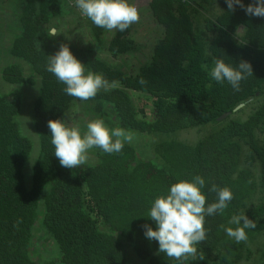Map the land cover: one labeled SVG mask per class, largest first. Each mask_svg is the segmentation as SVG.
<instances>
[{
	"label": "trees",
	"instance_id": "trees-1",
	"mask_svg": "<svg viewBox=\"0 0 264 264\" xmlns=\"http://www.w3.org/2000/svg\"><path fill=\"white\" fill-rule=\"evenodd\" d=\"M146 2L160 34L150 40L149 54L132 76L114 60L135 50L145 53L140 46L148 52V43L136 35L148 16L144 8L139 23L107 41L94 25L96 44L81 48L46 33L64 0H23L18 6L20 31L10 53L29 70L16 62L0 69V264H176L158 252L156 241L146 239L142 225L156 227L145 215L157 196L196 175L206 181V203L216 200L212 183L229 188L234 199L223 213L205 218L208 238L198 246L205 258L186 264H264V18L239 6L230 12L226 0ZM62 43L86 70L118 87L87 101L66 95L65 85L46 71L48 55ZM105 49L103 56L98 53ZM216 59L232 65L246 60L253 75L234 91L227 81L210 77ZM32 87L36 96L29 98ZM124 87L150 94L151 117H138ZM76 102L101 114L110 109L120 128L147 135L148 157L125 143L117 154L93 147L94 164L61 167L47 122L65 123ZM27 112L39 139L31 164L34 141L21 126L23 118L29 120ZM241 213L256 227L246 229L248 240L237 244L225 229L235 228L229 221Z\"/></svg>",
	"mask_w": 264,
	"mask_h": 264
},
{
	"label": "clouds",
	"instance_id": "clouds-1",
	"mask_svg": "<svg viewBox=\"0 0 264 264\" xmlns=\"http://www.w3.org/2000/svg\"><path fill=\"white\" fill-rule=\"evenodd\" d=\"M72 3L81 16L109 32H124L140 21L138 8L129 0H72ZM226 4L230 12H234L239 6L249 16L264 18V0H254L247 6L242 0H226ZM46 33L49 37L60 35L54 27ZM46 71L65 85L63 92L66 95L81 101L94 99L99 92L111 91L118 87L117 82H109L103 74L86 70L85 64L63 43L58 51L48 55ZM209 75L216 82L227 81L234 91H240L241 82L253 75V68L246 60L232 65L223 59H216ZM139 83L143 85L146 81L141 78ZM73 111L78 112L79 107H74ZM47 127L51 133L54 155L61 167L68 169L84 165L87 162L86 153L93 147L107 154H117L123 150L125 143H130L133 139L132 135L122 128L110 130L103 120L90 121L87 131L83 134L76 127L66 126L61 119H49ZM205 185L206 181L200 175L191 180L173 183L166 195L154 199L145 215L156 225L155 228L148 224L142 225L146 239L156 241L159 245L158 252L176 264L205 258L198 250V246L208 238L205 218L223 213L234 199V194L229 188L212 183L209 191L215 193L216 200L206 203V195L202 192ZM229 223L236 227H227L226 235L237 244L248 240L246 229L256 227V222L244 213L233 215Z\"/></svg>",
	"mask_w": 264,
	"mask_h": 264
},
{
	"label": "rangeland",
	"instance_id": "rangeland-1",
	"mask_svg": "<svg viewBox=\"0 0 264 264\" xmlns=\"http://www.w3.org/2000/svg\"><path fill=\"white\" fill-rule=\"evenodd\" d=\"M22 1L23 0H0V69H2L4 66H6L11 62L12 63L16 62L23 65L24 70L27 73L29 69L26 66L25 62L15 59L14 57H12L10 53V48L12 46L13 40L17 35V33L20 31L19 24H17V15L18 13H20V9L18 6L21 7ZM130 3L134 4L138 8L139 13H141L140 8L142 9L144 8L143 9L144 13L148 14L146 10L147 9L146 0H131ZM60 6H61L59 12L60 15L53 18L48 24L49 29L54 27L60 32V35L56 36L55 38H58L60 40H63L71 44H75L81 48H86L87 46L95 45L96 38L93 34L94 31L92 30L94 24L86 17L81 16L79 10L76 7H74L71 1L64 0V7L62 5ZM143 21L145 22L144 24L139 26L136 35L140 43H144L145 45L148 43V52H147V47L140 46L139 48L143 49L145 53L141 54V52L135 50L125 56L123 55L118 57L117 60H114L116 62L115 64L128 74L133 73L135 71L136 64L137 62H139V60L141 59H143L142 61L145 60V57H147V54H149L150 40H152L153 36H157L160 34L158 26L155 24V22L152 19H150L149 14L146 18H144ZM114 33L115 32H109L106 31L105 29H100L99 37L101 38L102 42L104 40L107 41L111 37H113ZM105 52L106 49L104 51L99 50L98 53L103 56ZM6 88L8 89L7 86ZM32 89L34 90L33 87ZM26 90L27 88L25 89V91ZM30 90L31 89H29V91ZM34 94H35V90L31 93L29 98H32ZM76 106L79 107L78 112L73 111L74 107ZM108 111L109 113H111L110 109H108ZM145 111L148 114V116L151 115V109L149 106L145 107ZM26 114L28 116L29 121H31V119L29 118L31 116L30 113L27 112ZM112 115L113 114H110V116ZM94 120H103V116L100 113H98L96 109H94V106L93 105L88 106V104L87 103L85 104V102H76L69 115H66L65 123L68 127L78 128L83 134L84 132L87 131V124L90 121H94ZM112 120L113 117L111 120L104 119L103 121L105 125L108 127V122L110 123ZM23 122L27 123L28 122L27 118H23ZM117 127L119 126L117 125ZM117 127L115 126L114 128ZM126 132L130 133L133 137L132 141L128 144L135 146H142L143 142L146 141V136L143 133H139L135 130L126 131ZM35 138H37V135L35 136ZM191 138L195 139V132L192 133ZM37 140H34V155L36 150L38 149ZM86 155H87V162L78 168H82L88 164H94L96 162L93 148L88 150ZM40 235H42V231L38 229L36 231L37 241L39 240ZM37 244L39 243L37 242ZM39 253L41 252L39 251ZM128 257L131 262L135 261V255L133 253L128 254Z\"/></svg>",
	"mask_w": 264,
	"mask_h": 264
},
{
	"label": "flooded vegetation",
	"instance_id": "flooded-vegetation-1",
	"mask_svg": "<svg viewBox=\"0 0 264 264\" xmlns=\"http://www.w3.org/2000/svg\"><path fill=\"white\" fill-rule=\"evenodd\" d=\"M51 39H53V40H55V41H60V39H58V38H55V37H51ZM75 45V44H74ZM77 46V45H76ZM79 47V46H78ZM12 55V54H11ZM12 57H13V55H12ZM137 66H138V62H137V64H136V69H135V71L133 72V73H130V74H128V75H130V76H132V75H135L136 74V72H137ZM125 72V71H124ZM127 93H129V95H130V97L132 98V100H133V102H135V104L137 105V113H138V117L139 116H141V117H143V115L145 116V117H147V118H149V117H151L152 116V113H153V109H152V105H151V101H149V100H147V98H146V96L147 95H150V94H145V93H143V92H141V91H138V90H136V89H133V88H129V87H124L123 88ZM150 107V109H151V115L150 116H148V114L146 113V111H145V107ZM111 111V110H110ZM71 112V110L67 113V115H69V113ZM98 112V111H97ZM105 113H103V114H101L100 112H98V113H100L102 116H103V120L104 119H109V120H111L112 119V117H113V120L109 123L108 122V128L111 130V129H113L115 126L117 127V125H119V119H118V117H117V115L114 113V112H112L111 111V113H109V111L108 110H105L104 111ZM110 114H113L112 116H110ZM28 122L27 123H24L23 122V124H21V126H22V128L25 130V131H27V132H29L30 131V134H31V137H32V139H33V141L34 140H37L38 139V137L37 138H35V136H36V134L33 132V130H32V123H31V121H29V120H27ZM121 126H119V128H120ZM125 131H130V130H128V129H124ZM146 136V141L148 140V137H147V135H145ZM145 141V142H146ZM38 142H39V140H37V145H38ZM145 142H143V144H142V146H135V145H133V146H135V147H137V148H139V152H141V154H143V153H146V154H144L146 157H148V145L146 146L145 145ZM131 145V144H130ZM35 157H36V154L34 155V151H33V155H32V157H31V159H30V162H29V164H31L32 162H33V160L35 159ZM95 158H96V160H97V157H96V155H95ZM60 164V163H59ZM64 169H68V168H65V167H63ZM68 170H71V169H68ZM98 218H100V217H98ZM100 226H101V229L103 230V231H107L108 230V226H105L104 225V223H103V221H101L100 220V224H99ZM41 254H43V253H41ZM44 255V254H43ZM35 259H38V260H40V258H38V256H36L35 257Z\"/></svg>",
	"mask_w": 264,
	"mask_h": 264
},
{
	"label": "water",
	"instance_id": "water-1",
	"mask_svg": "<svg viewBox=\"0 0 264 264\" xmlns=\"http://www.w3.org/2000/svg\"><path fill=\"white\" fill-rule=\"evenodd\" d=\"M18 60V59H17ZM243 106V104H240V105H238L236 108H235V110H237V109H239L240 107H242ZM230 113L228 112V113H225L224 115H223V117H225V116H227V115H229Z\"/></svg>",
	"mask_w": 264,
	"mask_h": 264
},
{
	"label": "built area",
	"instance_id": "built-area-1",
	"mask_svg": "<svg viewBox=\"0 0 264 264\" xmlns=\"http://www.w3.org/2000/svg\"><path fill=\"white\" fill-rule=\"evenodd\" d=\"M69 1H71L72 2V0H69ZM73 4V3H72Z\"/></svg>",
	"mask_w": 264,
	"mask_h": 264
}]
</instances>
